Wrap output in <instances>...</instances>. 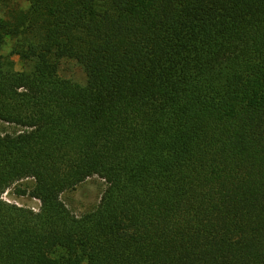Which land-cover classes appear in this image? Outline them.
I'll use <instances>...</instances> for the list:
<instances>
[{
    "label": "trees",
    "instance_id": "trees-1",
    "mask_svg": "<svg viewBox=\"0 0 264 264\" xmlns=\"http://www.w3.org/2000/svg\"><path fill=\"white\" fill-rule=\"evenodd\" d=\"M0 4V264H264V0Z\"/></svg>",
    "mask_w": 264,
    "mask_h": 264
},
{
    "label": "rangeland",
    "instance_id": "rangeland-1",
    "mask_svg": "<svg viewBox=\"0 0 264 264\" xmlns=\"http://www.w3.org/2000/svg\"><path fill=\"white\" fill-rule=\"evenodd\" d=\"M20 6L24 8L25 3H20ZM5 9L0 4V14H4ZM10 45V43L6 45L2 54L6 55L10 51ZM12 60L15 62L17 71L28 70V66L22 64L18 57L14 56ZM58 74L63 79H68L81 85L86 81L82 68L74 61L63 60L59 65ZM15 130H17L15 127L0 122V133L14 132ZM16 187L30 191L33 187V181L27 179L19 182L16 186L9 189L2 196V199L5 202L37 211L40 206L39 202L29 196H18L15 192ZM104 188V182L97 177H93L78 185L74 190L63 193L61 199L73 214L80 216L93 211L97 207Z\"/></svg>",
    "mask_w": 264,
    "mask_h": 264
}]
</instances>
